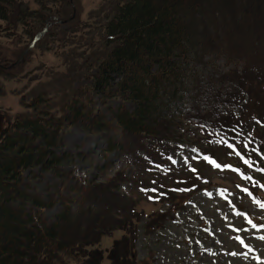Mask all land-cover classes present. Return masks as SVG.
<instances>
[{
  "label": "trees",
  "instance_id": "obj_1",
  "mask_svg": "<svg viewBox=\"0 0 264 264\" xmlns=\"http://www.w3.org/2000/svg\"><path fill=\"white\" fill-rule=\"evenodd\" d=\"M35 2L40 9L33 10L24 0H0V21H22L23 26H27V18L32 17L36 19L38 32L46 25L53 29L75 23L76 19L61 23L66 19L61 11H57L60 18L54 19L50 15L54 10L47 4L61 3L70 7L72 0ZM205 2L116 1L105 16V23H98L107 51L94 65L95 74L88 88L80 92L78 89L75 93L79 94L66 103L59 117L39 109L44 102L42 95L34 97L26 108L39 111L35 115L18 117L2 132L0 264H102L105 252L100 246L104 237L128 228L124 221L136 216L133 206L126 203L118 208L111 201L109 197L114 195L111 190L117 188H112L111 184L89 181L85 187H78L70 183L66 197L62 195L63 186L57 185L53 194H49L53 187H48L45 190L48 196L43 198L24 183V172L34 168L73 180L72 171H64V168L82 154L74 156L62 149L65 127L79 126L95 134L113 133L105 151L111 154L119 152L122 155L127 150L123 139L116 140L118 135L134 139L141 149V153L131 154L129 159L138 167L136 177L139 178L143 170L150 175L170 177L167 187L154 181L142 188L143 192L155 194L157 191L167 195L169 201L173 195L193 192L189 189L185 193L180 189L189 186L187 180L184 184L171 180L176 174L170 158L178 151L176 138L179 136L189 132L195 140L193 143L210 148L216 144L219 149L224 145L209 143L216 138V134L210 133L222 132L234 143L235 133L230 129L235 126L241 132L237 139H250L249 148H258L264 153V111L259 108L264 100V75L250 73L247 64L242 71L238 68L218 70L216 62L225 52L218 47L225 45V40L217 29L223 12L208 9ZM254 2L241 10L237 7L231 10L234 20L231 36L246 28L252 32L262 31L258 24L251 25L256 23L255 18L264 19V9ZM78 30L77 27L74 31ZM27 34L33 37L36 32L27 31ZM248 61L254 62V59ZM91 93L100 99L119 100L116 109H108L109 120L93 102ZM83 95L86 98L83 99ZM88 99L87 102L94 103L92 108L82 103ZM236 110L240 113L238 117ZM184 127H195L197 132L189 130L181 134ZM209 150L206 153L215 158V150ZM142 154L144 157L140 156ZM248 158L254 166L264 168V160L256 152H251ZM241 166L245 171L262 174L255 167L246 168L242 162ZM196 175L190 180L198 184L201 180ZM56 206H60V212L48 218V212ZM116 245L108 252L112 264H136L131 259L134 241L126 244L122 253Z\"/></svg>",
  "mask_w": 264,
  "mask_h": 264
},
{
  "label": "rangeland",
  "instance_id": "obj_2",
  "mask_svg": "<svg viewBox=\"0 0 264 264\" xmlns=\"http://www.w3.org/2000/svg\"><path fill=\"white\" fill-rule=\"evenodd\" d=\"M24 1L33 10L40 9L35 0ZM116 1L119 0H72L73 6L70 7L48 2V7L54 10L50 13L54 19L60 18L57 11H61L66 17L65 21H68L76 10V20L67 27L51 29L46 26L39 32L36 19L32 17L27 18V26H23L22 21H0V65L4 66V69L0 68V134L18 117L35 115L39 111L26 108L34 97L42 95L44 102L39 109L59 117L66 103L80 90L88 88L95 74L94 65L107 51L98 23L104 22ZM205 1L208 9L223 12L217 29L225 40V45L218 47L225 52L216 62L218 70L238 68L242 71L248 66L250 73L264 75V19L255 18L256 23H251L252 26L259 25L262 31L252 32L246 28L240 34H230L234 30L231 10L234 7L241 10L253 1L264 9V0ZM77 27L79 30L74 31ZM27 31L36 32V35L30 37ZM26 50L29 51L22 57ZM251 59L254 62L248 61ZM14 64L16 66L10 68ZM78 89L79 92L75 93ZM91 95L93 102L109 120L108 109H116L120 105L119 100L115 98L109 101L100 99L94 93ZM87 101L89 99L82 103L92 108L94 103ZM106 102V105L102 104ZM246 102L247 98L243 104ZM259 108L264 111V100ZM189 130L193 133L197 131L195 127H184L180 133ZM187 135L176 138L182 149L174 160L178 169L187 168L189 159L202 158L199 148L190 145L195 141L193 136ZM112 136L113 133L95 134L79 126L63 129L62 149L74 156L82 154L64 168V171H72V181L70 177L64 179L40 168L24 172V183L43 198L48 196L45 191L48 187H53L49 192L53 194L57 185L63 186L62 195L66 197L70 183L85 187L89 181H95L117 187L111 190L114 195L109 198L118 208L126 203L133 206L136 216L124 221L128 228H121L111 236L104 237L100 246L105 252L102 264H112L108 252L116 244V249L122 253L126 244L133 241L131 259L136 264H264V239H261L264 229L258 231L247 223L251 219L256 225H264V211L254 202L258 200L264 203V188L252 187L251 183L241 178L240 173L229 167V164L237 166L238 158L214 149L225 167L212 168L198 162L196 167L204 177V189L190 195H173L170 201L162 200L165 194H160V198L152 197L144 194L142 188L152 185L154 181L167 187L170 177L150 175L144 170L139 178L136 177L138 167H134L129 159L132 158L131 154L141 153L139 144L134 139H124L118 135L116 140L123 139L126 152L122 155L119 152L106 153L108 139ZM131 147L139 150L132 152ZM252 174L264 185V175ZM192 175V172L182 171L171 180L184 184ZM206 179L209 180L208 184ZM243 187H247L253 195L250 197L241 191ZM70 195L74 196L73 193ZM117 195L119 198H116ZM121 197L124 200L121 201ZM59 212L60 206H56L48 212L47 217H55Z\"/></svg>",
  "mask_w": 264,
  "mask_h": 264
},
{
  "label": "snow or ice",
  "instance_id": "obj_3",
  "mask_svg": "<svg viewBox=\"0 0 264 264\" xmlns=\"http://www.w3.org/2000/svg\"><path fill=\"white\" fill-rule=\"evenodd\" d=\"M230 131L235 133L234 143H229L228 139H225L224 134L222 132H216V133H210L212 134H218L220 135V140L216 141V143L223 144L227 146L229 149L232 150V154H234L236 157H238L241 162L246 166L248 169H254L260 171L262 174H264V168H260L258 165L254 166V162L248 158L251 152H256L258 156H260L261 160H264V153H262L258 148H249V145L252 143L250 139H245L244 141H241L237 139L241 136V132L237 130V128L234 126ZM204 160L212 164L216 168H220V164L216 163L213 160H209V157L205 156ZM233 171H238L237 169H232ZM241 178L245 181L251 182L252 187H262L264 188V185H258V182L253 179L251 175H248L247 173H240ZM241 191L245 192L248 196H252L253 194L249 191L247 187H243L240 189ZM255 203L259 205V208L264 211V203L259 202L258 200H254ZM247 223L251 225L253 229L261 230L264 229V225H256L252 222L251 219L247 220ZM261 239H264V237H261ZM251 251V249H249ZM235 255V253H233Z\"/></svg>",
  "mask_w": 264,
  "mask_h": 264
},
{
  "label": "water",
  "instance_id": "obj_4",
  "mask_svg": "<svg viewBox=\"0 0 264 264\" xmlns=\"http://www.w3.org/2000/svg\"><path fill=\"white\" fill-rule=\"evenodd\" d=\"M74 18V17H73ZM26 53H24L23 55H25Z\"/></svg>",
  "mask_w": 264,
  "mask_h": 264
}]
</instances>
